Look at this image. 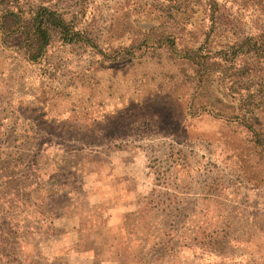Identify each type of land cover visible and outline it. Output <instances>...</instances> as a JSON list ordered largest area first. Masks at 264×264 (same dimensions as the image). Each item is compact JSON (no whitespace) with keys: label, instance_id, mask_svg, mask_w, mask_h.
Returning a JSON list of instances; mask_svg holds the SVG:
<instances>
[{"label":"rangeland","instance_id":"rangeland-1","mask_svg":"<svg viewBox=\"0 0 264 264\" xmlns=\"http://www.w3.org/2000/svg\"><path fill=\"white\" fill-rule=\"evenodd\" d=\"M206 1L43 0L83 39L38 62L0 29V264H264V146L236 117L264 105L180 55ZM217 1L264 32L257 2Z\"/></svg>","mask_w":264,"mask_h":264},{"label":"trees","instance_id":"trees-1","mask_svg":"<svg viewBox=\"0 0 264 264\" xmlns=\"http://www.w3.org/2000/svg\"><path fill=\"white\" fill-rule=\"evenodd\" d=\"M253 1L259 4L264 17V0ZM31 5V8L25 9L21 0H0V29L5 39L20 37L29 60L38 62L44 56L53 35H59L67 43L83 39L80 31H76L61 13L43 0ZM206 5L210 29L204 34L200 46L183 48L181 59L194 69L199 85L215 77L222 78L224 90L237 97L239 103L247 102L252 108L259 109L260 105H264V32L240 39L231 25L218 21L217 15L221 11L219 2L207 0ZM164 41L169 49L176 48L175 37ZM244 109L241 108V111ZM236 117L256 138V144L264 146V128L257 113L237 112ZM204 234L205 231H202L201 236ZM202 243L206 246L205 240ZM124 245L125 251L130 249V243ZM203 247L200 246V249Z\"/></svg>","mask_w":264,"mask_h":264}]
</instances>
